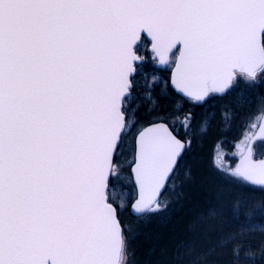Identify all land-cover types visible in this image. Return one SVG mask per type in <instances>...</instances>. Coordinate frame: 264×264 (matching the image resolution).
Returning <instances> with one entry per match:
<instances>
[{"label": "snow or ice", "instance_id": "6c2138e0", "mask_svg": "<svg viewBox=\"0 0 264 264\" xmlns=\"http://www.w3.org/2000/svg\"><path fill=\"white\" fill-rule=\"evenodd\" d=\"M160 66H174L169 79ZM257 89L264 0H0V264H137L142 227L166 216L175 205L162 197L178 201L191 180L196 137L183 103L237 92L243 101ZM173 92L175 110L158 112ZM257 99L255 111L225 110L222 119L256 127ZM209 127L203 120L200 134ZM243 143L234 168L215 155L213 166L239 186L232 219L250 223L264 220V204L245 198V190L264 194V158ZM122 180L134 195L118 204L109 189ZM222 216L212 209L187 225L195 239L178 264H215L229 249L235 264L245 229L224 230ZM255 251L264 257V245Z\"/></svg>", "mask_w": 264, "mask_h": 264}, {"label": "trees", "instance_id": "16d2710c", "mask_svg": "<svg viewBox=\"0 0 264 264\" xmlns=\"http://www.w3.org/2000/svg\"><path fill=\"white\" fill-rule=\"evenodd\" d=\"M152 65H148V71L152 69ZM165 79L170 78L168 70L158 71ZM258 96H264V89L252 90L245 95L247 102L251 100L249 108H244L246 105L237 103L239 100L238 92L226 96H212L204 104H193L190 102L183 103V110L180 113L183 115L191 111L193 114L192 131L190 135L195 136L192 145V150L186 157V169L191 170V180L184 184L183 190L177 201L174 196L165 194L162 201L171 200L175 205L166 216H154L151 222L142 227L141 233L133 243L137 264H178L176 259L178 252H183L190 247L195 239L194 233L186 230L187 225L193 222L200 216H207L210 210L217 209L223 213L222 218L218 217L224 230L239 231L244 228L245 232L242 236L244 248L241 250L235 264H264V257L260 255L259 249L264 245V220L257 218L250 223L245 222L243 216L239 223L234 221L228 211L231 208L233 196L239 192V186L231 185L226 182L224 176L226 173H221L213 166V157L217 156V163H222L225 169L234 168L239 162L236 145L245 140L246 134H249L247 145L252 142V133L256 127H250L248 124H242L240 120L222 119V112H240L249 114L255 111L256 105L259 103ZM216 99L214 100V98ZM219 98V99H218ZM179 99V96L173 92L170 97L160 98L157 111L160 113L173 112L174 105ZM145 101L142 94L136 106L140 109V116L146 117ZM213 106L216 111L215 119L210 121V126H216L207 133L211 134L212 143H210V152H205L204 146L201 145L199 138L200 122L205 114L209 111V107ZM154 115V113H153ZM171 118V116H169ZM143 126H147L148 120L142 119ZM256 121V126H257ZM179 126V123H178ZM216 129L217 134L213 131ZM253 129V131H252ZM181 133L183 129L181 128ZM209 143V142H208ZM242 145V144H241ZM209 151V150H208ZM264 154H259L255 150V157H261ZM257 159V158H256ZM218 178H217V177ZM184 175L181 173L180 180L183 181ZM116 185H121L128 189L134 195L133 185L127 180H122ZM217 187V189H215ZM222 188V191L221 189ZM231 197V200H227ZM245 198L250 205L255 207L258 204H264V194L259 191L245 190ZM233 199V200H232ZM129 224L135 229L137 220L125 213ZM255 228L256 230H250ZM213 240L209 239L205 246H211ZM210 259L215 261V264H233L231 251L226 250Z\"/></svg>", "mask_w": 264, "mask_h": 264}, {"label": "rangeland", "instance_id": "374dc122", "mask_svg": "<svg viewBox=\"0 0 264 264\" xmlns=\"http://www.w3.org/2000/svg\"><path fill=\"white\" fill-rule=\"evenodd\" d=\"M147 47V50H148V45L146 46ZM143 50V52H145V49H142ZM150 76H151V72H150V74H149V78H150ZM237 103H241L242 105H246V107H244V108H249L250 107V103L249 102H247V100L246 99H244L243 101H241L240 99L237 101ZM215 114H216V111L215 110H213V109H210V111H208L206 114H205V116H204V118H203V120H205V119H208L209 121H212V119L214 120L215 119ZM202 120V121H203ZM201 121V122H202ZM260 121L261 120H257V122H259L260 123ZM201 122H200V124H201ZM216 125L215 124H212L210 127H209V129L210 130H212L214 127H215ZM252 131H253V129H252ZM217 132L218 131H216V129L213 131V133L214 134H212V135H215V134H217ZM198 133H199V138H200V140H201V145L200 146H204V149H206V151L205 152H210V149H211V146H210V143H212V137L210 136L211 134H209V133H207L206 135H202V134H200V132L198 131ZM249 134L247 133L246 134V137H247V139L246 140H244V143L241 145V148H244L245 147V144L247 143V141H248V139H249ZM209 142V143H208ZM247 145V144H246ZM254 148H256V152H259V154L261 155V154H264V142H261V143H256V146L254 147ZM209 150V151H208ZM239 163V162H238ZM217 177V176H216ZM218 178V177H217ZM215 189H217V187L215 188ZM221 189V191H222V188H220ZM109 194L115 199V201H116V203H118V204H124V203H127V201L130 199V197L133 195V194H131V192L128 190V189H126V188H124L123 186H121V185H115V187H110V189H109ZM226 198H228L227 200H231V197H226ZM235 198V196H233V199ZM232 199V200H233Z\"/></svg>", "mask_w": 264, "mask_h": 264}, {"label": "flooded vegetation", "instance_id": "af4514ba", "mask_svg": "<svg viewBox=\"0 0 264 264\" xmlns=\"http://www.w3.org/2000/svg\"><path fill=\"white\" fill-rule=\"evenodd\" d=\"M232 94H236V93H232ZM216 99V97L214 98V100ZM219 99V98H218ZM213 106L210 107V109H212ZM209 110V109H208ZM261 128H264V120H261L260 123H259V126L255 129V136L254 137H258V136H262L264 134L261 133ZM256 137V140H255V143L258 142V143H261V142H264V139H257ZM254 143V144H255ZM253 146V145H252Z\"/></svg>", "mask_w": 264, "mask_h": 264}, {"label": "water", "instance_id": "95a60500", "mask_svg": "<svg viewBox=\"0 0 264 264\" xmlns=\"http://www.w3.org/2000/svg\"><path fill=\"white\" fill-rule=\"evenodd\" d=\"M150 39V38H149ZM150 49H151V47H150ZM159 69L160 70H164V69H167V68H164V67H162V66H160L159 67ZM174 70V66H173V68H172V70L170 71V77H171V74H172V71ZM178 95V94H177ZM147 126H149V125H147ZM147 126H145V127H147ZM135 218V217H134Z\"/></svg>", "mask_w": 264, "mask_h": 264}]
</instances>
